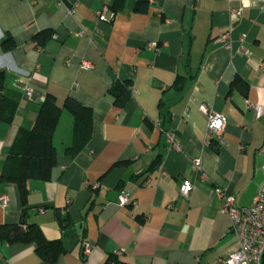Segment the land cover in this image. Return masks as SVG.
<instances>
[{
  "label": "crops",
  "instance_id": "crops-1",
  "mask_svg": "<svg viewBox=\"0 0 264 264\" xmlns=\"http://www.w3.org/2000/svg\"><path fill=\"white\" fill-rule=\"evenodd\" d=\"M112 1L0 0V42L14 41L0 48V68L5 90L19 95L12 121L0 123V172L40 105L20 92L29 71L38 93L92 112L91 137L73 157L65 153L73 118L61 112L51 177L26 184V221L65 248L55 264H212L236 243L215 187L247 206L264 181V0H125L112 21L99 20ZM82 61L91 67L80 70ZM237 77L244 92L231 85ZM124 80L131 95L117 106L107 91ZM201 104L226 117L222 143L206 142ZM195 156L200 172L191 169ZM1 195L0 224L19 222L17 187L2 182ZM38 262L31 244L0 243V264Z\"/></svg>",
  "mask_w": 264,
  "mask_h": 264
},
{
  "label": "trees",
  "instance_id": "trees-1",
  "mask_svg": "<svg viewBox=\"0 0 264 264\" xmlns=\"http://www.w3.org/2000/svg\"><path fill=\"white\" fill-rule=\"evenodd\" d=\"M124 3L125 0H113L109 8L115 14L123 8ZM45 33H48L47 37H50L52 31ZM38 35L35 37L39 38ZM39 44H42L40 40ZM13 47L14 41L11 36L3 38L0 42V48L4 52L11 50ZM183 81L184 77L177 75L171 87L178 90L181 88ZM231 85L236 86L242 92L246 88V83L238 77L234 79ZM107 94L111 97L113 104L117 106L124 105L131 95L130 81L124 80L112 83ZM18 98L17 93L5 90L4 72L0 68V123H10L12 121ZM63 110H67L73 118L71 144L65 149V153L71 157L79 153L91 137V109L81 105L71 97H66L60 107L53 95L45 93L42 101H40L32 127L17 135L0 172V183L9 182L17 187L22 206L19 222L0 224V243L31 244L39 258L37 264H55L58 257L65 252L61 240L46 238L37 224L26 221L25 212L27 181L49 180L51 171L56 164V151L52 138ZM215 140L217 139H211L210 143ZM159 160L160 155L151 163L148 170L153 169ZM117 164H119L118 161L113 163L112 166ZM262 264H264V258H262Z\"/></svg>",
  "mask_w": 264,
  "mask_h": 264
},
{
  "label": "built area",
  "instance_id": "built-area-1",
  "mask_svg": "<svg viewBox=\"0 0 264 264\" xmlns=\"http://www.w3.org/2000/svg\"><path fill=\"white\" fill-rule=\"evenodd\" d=\"M71 13V9H69ZM114 14L106 16L104 13L99 14V20L111 21ZM82 35V30L77 32ZM54 36V35H52ZM91 67L88 61H82L79 65L80 70L89 69ZM24 80L20 86L22 96L28 100L42 101L44 94L38 93L32 85L31 73L23 72ZM257 108V107H255ZM199 110L206 117V142L210 143L215 138L222 143L221 134L226 124V117L221 113L214 111L207 105L201 104ZM257 113L259 111L257 110ZM167 142L177 147L174 137L170 132L165 133ZM201 157L195 156L191 159V169L195 172L201 171ZM262 174H264V165L261 166ZM191 184L183 181L179 186L180 194L188 198L191 191ZM214 191L221 199L220 212L229 217L228 232L234 235L236 239L235 246L227 255L218 257L212 264H262L264 258V181H262L256 190L250 205H237L235 197L228 194L224 188L215 187ZM129 202V196L125 191H121L117 197L119 205H125ZM8 203L5 195L0 196V204L6 206ZM91 251V245L83 241V255H88Z\"/></svg>",
  "mask_w": 264,
  "mask_h": 264
}]
</instances>
